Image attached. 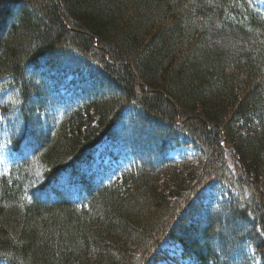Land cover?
Wrapping results in <instances>:
<instances>
[{
    "label": "trees",
    "instance_id": "16d2710c",
    "mask_svg": "<svg viewBox=\"0 0 264 264\" xmlns=\"http://www.w3.org/2000/svg\"><path fill=\"white\" fill-rule=\"evenodd\" d=\"M104 141L131 157L113 180ZM165 242L264 264V3L0 0V264H159Z\"/></svg>",
    "mask_w": 264,
    "mask_h": 264
},
{
    "label": "rangeland",
    "instance_id": "374dc122",
    "mask_svg": "<svg viewBox=\"0 0 264 264\" xmlns=\"http://www.w3.org/2000/svg\"><path fill=\"white\" fill-rule=\"evenodd\" d=\"M260 4L264 3V0H256ZM71 80L70 76H67L66 81ZM60 94L65 93V89L59 90ZM66 97L70 95V91L66 92ZM171 148L168 152V157L174 161H180L182 158L193 157L194 150L185 144H171ZM131 157L128 152L126 144L122 142H110L104 141L100 146L96 148L95 158L91 164L92 171H96L95 174L100 178L104 177L108 179H114L117 173H119L122 167L128 165ZM224 195V189L219 185H212L207 187L198 199L202 203V206H207V199H216V201H221V196ZM170 242H165L161 245V252L168 258L160 262L159 264H192L187 260L180 257V249L177 246L171 245Z\"/></svg>",
    "mask_w": 264,
    "mask_h": 264
}]
</instances>
